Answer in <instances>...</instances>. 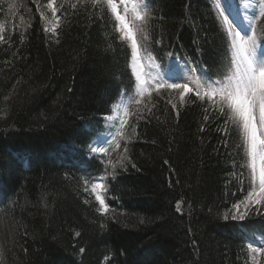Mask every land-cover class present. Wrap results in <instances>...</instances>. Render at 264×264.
<instances>
[{
  "label": "trees",
  "instance_id": "16d2710c",
  "mask_svg": "<svg viewBox=\"0 0 264 264\" xmlns=\"http://www.w3.org/2000/svg\"><path fill=\"white\" fill-rule=\"evenodd\" d=\"M146 2L150 41L141 53L161 69L183 60L212 81L230 73L229 36L210 0ZM47 3L0 0V237L13 243L6 264H246L244 247L264 248V208L231 218L245 212L233 204L250 190L236 128L207 99L188 93L182 105L178 91L162 89L131 104L119 148L86 157L98 117L134 88L131 49L107 5L55 0L54 34ZM256 24L259 51L264 18ZM101 177L103 216L91 192Z\"/></svg>",
  "mask_w": 264,
  "mask_h": 264
},
{
  "label": "snow or ice",
  "instance_id": "6c2138e0",
  "mask_svg": "<svg viewBox=\"0 0 264 264\" xmlns=\"http://www.w3.org/2000/svg\"><path fill=\"white\" fill-rule=\"evenodd\" d=\"M33 2L37 3L39 7L38 0H33ZM86 2L90 3L93 8L107 5L112 16H114V32L118 33L119 40L127 42L128 47L131 49L133 74L138 82L139 97L142 98L146 94L150 95L152 91L159 93L161 89L176 90L179 93V101L183 105L186 103V94L192 92L198 100L207 99L211 108L225 117L224 123L226 126L236 128L240 137V144L237 147L242 149L244 153V160L240 167L248 170L246 179L250 183V190L247 191V195L242 201L233 204V208L237 210L243 205L246 209L245 212L240 215L232 214L231 218L233 220H243L249 209L259 212L261 208H264V58L258 60L256 56V21L264 18V0H260L259 15L254 16L248 25L252 34L248 35L245 32L244 36H241V32L236 30L239 25L232 19L234 0H231V2L230 0H224L222 4H217L220 9L219 15L224 17L223 24L228 29L227 34L231 39L233 49L230 73L223 80L212 81L203 74L199 78H195V69H193L190 78L191 83L196 86L195 89L191 88L189 83L163 82V76L160 77L159 82H154L155 77L145 79L148 74L144 72L142 65L137 61L140 58L141 51L146 47L144 42L150 41L149 26L152 13L146 0H138V2L132 3L131 8L125 3V0H121V3L125 5L123 15L119 12L118 5L114 0H77V3L81 5ZM77 3H73L71 7L75 9ZM54 4L55 0H48L47 8L51 10L52 17L57 20V23L53 24L51 28V31L55 34L56 29L59 27V18ZM41 19H47L43 12H41ZM44 30L48 32L49 28L46 27ZM0 40H3L2 36H0ZM108 47L111 48L112 45L109 44ZM122 95L126 96L127 93H122ZM7 99L8 97H5V100ZM134 103L140 105L141 99H135ZM169 103L176 110L177 105L172 100H169ZM137 111H140V109H137ZM149 111H151L150 108ZM123 114L125 117L130 114L127 105L123 107ZM106 119H112V117H106ZM204 119L207 121L209 117L206 115ZM127 123V119L120 121V130L117 131L116 135L121 139H126L123 129ZM200 131H204L203 126ZM135 132V127H132V133L135 134ZM116 147H120L119 143L116 144ZM90 149L92 152L99 151L105 155L108 154L107 149L103 147L97 149L95 146H90ZM125 152H127L126 147ZM124 159H127V157H124ZM108 163L111 164V161H108ZM240 175L244 176V173L241 172ZM102 180L103 177L100 178V181ZM104 188L105 185L102 182H95L91 185V192L98 202V211L102 216L109 212V206L99 191ZM85 190H88L87 187ZM176 210L181 211L180 201L177 202ZM224 218H228V213H225ZM141 223H143V220H141ZM260 243H264V234L260 237ZM251 250L257 256H264V248L255 247ZM80 251L83 252L84 249L81 248ZM3 260V252L0 251V264H3ZM256 264H259V262L256 261Z\"/></svg>",
  "mask_w": 264,
  "mask_h": 264
},
{
  "label": "rangeland",
  "instance_id": "374dc122",
  "mask_svg": "<svg viewBox=\"0 0 264 264\" xmlns=\"http://www.w3.org/2000/svg\"><path fill=\"white\" fill-rule=\"evenodd\" d=\"M214 6V8L216 9L217 11V14L221 20V23L223 25V28L225 29V31L228 33V29L227 27L223 24V20H224V17L220 16L219 15V11L220 9L217 7V4L218 3H223L224 0H210ZM115 3H117L118 5V10L119 12L123 15V8H124V3H121V0H114ZM135 2H138V0H125V3L128 4L129 8H131V5L132 3H135ZM231 2V0H230ZM239 5V6H238ZM238 6V7H237ZM236 7H237V10H236ZM260 2L259 0H234V7H233V11H232V19L235 20L236 24L239 25V27L236 29L237 31H240L241 32V36H244L245 35V32H247L248 35H251V30L250 28H248V25L251 21L252 18H254V16H257L258 13L260 12ZM240 17V19H239ZM230 39V38H229ZM230 43H231V39H230ZM233 51L232 47H231V52ZM259 53V55H258ZM264 48H261L260 49V52H257V49H256V56H257V59H261L264 58ZM261 56V57H260ZM137 63L141 64L142 67H143V70L146 74L145 76V79H149L151 77H155V80L154 82H159L160 81V78L157 77L156 75H153V73L151 74V71L155 72L157 70V66L150 60V58H146V55L143 53H140V58L138 59ZM169 68L170 70H168L167 74H165L164 76V81H168V82H178V83H182L181 81V76L178 75V69L180 67H182V73L184 74L185 76V80H186V83H189V86L193 89H195V84L191 83V74H192V70L193 68L192 67H189V66H186L184 65V67L182 65H178L176 64L174 61H169ZM131 71H132V74H133V61H132V56H131ZM158 72H156L157 74ZM187 73L188 76H187ZM201 74H204L203 71H199L197 69H195V73H194V77L195 78H199L201 76ZM135 80H136V77L135 75L133 74ZM137 80H136V86H135V93L138 94V87H137ZM192 93V92H190ZM123 105L125 106L124 102H123ZM123 113V111H122ZM100 191V194H101V190ZM240 210H243L245 211V207L242 205L241 206V209ZM5 227V226H4ZM7 228V226L5 227ZM1 231V229H0ZM2 233H0L1 235ZM3 237V236H2ZM0 237V251L3 252V256H4V260H3V264H6V261L8 260L7 258V253H8V249H11L13 248V243L10 242L11 238L10 237H4L2 238ZM6 242V243H5Z\"/></svg>",
  "mask_w": 264,
  "mask_h": 264
},
{
  "label": "bare ground",
  "instance_id": "6f19581e",
  "mask_svg": "<svg viewBox=\"0 0 264 264\" xmlns=\"http://www.w3.org/2000/svg\"><path fill=\"white\" fill-rule=\"evenodd\" d=\"M178 75L179 76H181V81H182V83H186V80H185V76H184V74L182 73V67H180L179 69H178ZM121 96V93H118V97H120ZM244 250L246 251V253H247V255H248V257H250V258H248L247 257V262H246V264H256V261H258L259 262V264L260 263H262L264 260L262 259V257H259V258H256L255 259V257L253 256V254H252V251L250 250V248H248V247H244ZM245 258H246V256H245Z\"/></svg>",
  "mask_w": 264,
  "mask_h": 264
}]
</instances>
